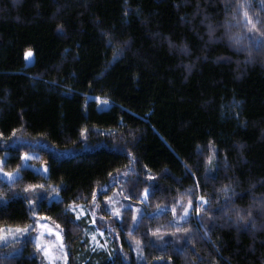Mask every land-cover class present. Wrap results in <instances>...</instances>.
Masks as SVG:
<instances>
[{
  "label": "trees",
  "instance_id": "16d2710c",
  "mask_svg": "<svg viewBox=\"0 0 264 264\" xmlns=\"http://www.w3.org/2000/svg\"><path fill=\"white\" fill-rule=\"evenodd\" d=\"M5 152L0 264H264V0H0Z\"/></svg>",
  "mask_w": 264,
  "mask_h": 264
},
{
  "label": "rangeland",
  "instance_id": "374dc122",
  "mask_svg": "<svg viewBox=\"0 0 264 264\" xmlns=\"http://www.w3.org/2000/svg\"><path fill=\"white\" fill-rule=\"evenodd\" d=\"M25 59L27 65H31L33 63L34 58L29 55L28 57L25 54ZM47 156V161H49V155L47 153H43ZM8 156V153L5 152L3 155L0 154V177L8 182L13 181L17 177H19L20 172L18 170L14 171H8L4 169V162L6 160V157ZM24 160H26L25 155ZM102 165L104 166H110L112 167L113 163L109 161V159H103ZM7 173H12L13 176L9 178L7 176ZM147 192L144 194L143 198L146 199ZM75 208V213L78 216H83L86 213V209H83L82 207H73ZM72 208V209H73ZM137 219V218H136ZM50 222L45 219H38V227L39 232L33 235V241L36 244H40L41 247L38 248L41 256H43L44 261L47 262V264H69L67 259V252L65 250V247L62 243V237L61 233L58 229V231H55L50 226L53 227V225H50ZM17 229H27V231H16ZM29 228H18V227H3L2 232L0 236L7 235L8 239L6 242L0 241V246L10 244L13 241H19L22 239H25L26 237H29ZM91 241L96 245L100 243L101 237L103 233L101 234V231L94 230L91 233ZM46 249V251H45ZM22 251V247L18 246L12 250L13 254H17Z\"/></svg>",
  "mask_w": 264,
  "mask_h": 264
},
{
  "label": "crops",
  "instance_id": "0c3cea01",
  "mask_svg": "<svg viewBox=\"0 0 264 264\" xmlns=\"http://www.w3.org/2000/svg\"><path fill=\"white\" fill-rule=\"evenodd\" d=\"M27 154L26 160H24V156ZM23 160V166L33 169L34 171L41 173L45 177L48 176L49 173V161H47V156L43 153H19L18 154ZM51 224H49L50 226ZM55 231H58L54 226H50Z\"/></svg>",
  "mask_w": 264,
  "mask_h": 264
},
{
  "label": "snow or ice",
  "instance_id": "6c2138e0",
  "mask_svg": "<svg viewBox=\"0 0 264 264\" xmlns=\"http://www.w3.org/2000/svg\"><path fill=\"white\" fill-rule=\"evenodd\" d=\"M245 15H247V14H245ZM249 23H251V21H249ZM252 26L255 27V25H252ZM258 43H259V42H258ZM30 54H31V51L29 50V52L26 53V55H30ZM25 158H27V154H25ZM7 176H8L9 178H11V177L13 176V174H12V173H7ZM199 199H200L201 201H204L205 203H207V201L205 200L204 197H200ZM190 204H191V202H189V205H190ZM72 210L75 211V208H73ZM114 211H115V213H116L117 215L119 214L118 210H114ZM187 212H188V208H185V209H184V213L187 214ZM182 218H183V217H182ZM16 231H27V229H17ZM7 239H8V236H7V235L0 236V241H4V242H6ZM37 247L40 248L41 245L38 243V244H37ZM45 251H46V249H45Z\"/></svg>",
  "mask_w": 264,
  "mask_h": 264
},
{
  "label": "bare ground",
  "instance_id": "6f19581e",
  "mask_svg": "<svg viewBox=\"0 0 264 264\" xmlns=\"http://www.w3.org/2000/svg\"><path fill=\"white\" fill-rule=\"evenodd\" d=\"M4 168V167H3ZM87 201V200H86Z\"/></svg>",
  "mask_w": 264,
  "mask_h": 264
}]
</instances>
